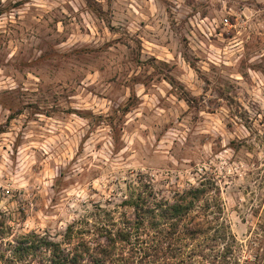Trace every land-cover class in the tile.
<instances>
[{
	"label": "rangeland",
	"instance_id": "rangeland-1",
	"mask_svg": "<svg viewBox=\"0 0 264 264\" xmlns=\"http://www.w3.org/2000/svg\"><path fill=\"white\" fill-rule=\"evenodd\" d=\"M140 174L166 198L216 176L247 240L244 192L264 186V0H0L4 241L59 235Z\"/></svg>",
	"mask_w": 264,
	"mask_h": 264
},
{
	"label": "trees",
	"instance_id": "trees-1",
	"mask_svg": "<svg viewBox=\"0 0 264 264\" xmlns=\"http://www.w3.org/2000/svg\"><path fill=\"white\" fill-rule=\"evenodd\" d=\"M218 182L205 175L166 198L140 174L119 203L94 204L59 235L30 231L4 241L0 224V264H264V186L244 192L243 221L253 223L244 241L225 217Z\"/></svg>",
	"mask_w": 264,
	"mask_h": 264
},
{
	"label": "built area",
	"instance_id": "built-area-1",
	"mask_svg": "<svg viewBox=\"0 0 264 264\" xmlns=\"http://www.w3.org/2000/svg\"><path fill=\"white\" fill-rule=\"evenodd\" d=\"M226 21L228 22V19H226Z\"/></svg>",
	"mask_w": 264,
	"mask_h": 264
}]
</instances>
